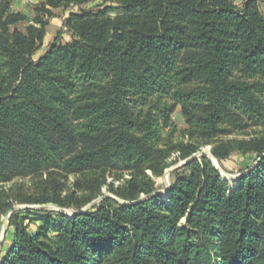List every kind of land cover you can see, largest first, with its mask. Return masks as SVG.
Segmentation results:
<instances>
[{"label": "trees", "instance_id": "16d2710c", "mask_svg": "<svg viewBox=\"0 0 264 264\" xmlns=\"http://www.w3.org/2000/svg\"><path fill=\"white\" fill-rule=\"evenodd\" d=\"M12 1L0 0V222L21 203L86 206L118 174L129 179L112 192L134 204L105 198L59 220L15 212L0 264H264V135L230 138L264 127V0L242 9L234 0H102L96 10L83 9L95 0H42L43 17L24 32L28 17ZM74 7L65 24L73 40L35 61L44 18ZM197 142L219 160L253 154L257 164L232 187L196 159L153 196ZM46 172L97 178L77 183L91 191L82 198L57 187L19 199L5 188Z\"/></svg>", "mask_w": 264, "mask_h": 264}, {"label": "rangeland", "instance_id": "374dc122", "mask_svg": "<svg viewBox=\"0 0 264 264\" xmlns=\"http://www.w3.org/2000/svg\"><path fill=\"white\" fill-rule=\"evenodd\" d=\"M244 0H234V4L238 9L243 8ZM13 11H17L25 14L28 17V21L21 23L18 25V29L20 31H25L28 25H31L35 18L43 17L42 13L37 11L38 8L41 7L42 0H13ZM103 5L102 0H95L93 3L89 5H85L83 9L85 10H96V6ZM107 6L110 3L106 4ZM261 10L264 13V3L261 4ZM79 8H72L70 10L65 11L64 9H56L52 10L51 17H45V21L48 23L46 28L47 37L42 48L35 54L34 60H39L48 50L49 46L53 44L56 40H58L62 44L70 43L73 40V35L70 33L65 27L66 21L69 18L70 13L78 12ZM113 16L115 14H112ZM172 120L175 123L178 133L175 136L176 142L187 141V138L183 135V132L187 129V124L185 118L182 115L181 109L178 108L177 111L173 114ZM264 135V127L262 128H251L249 130L243 132H237L230 138L235 139H249L251 137H257ZM200 149L197 153H205L204 156L198 157V160L202 158H208L213 166L218 170L223 179H227L232 184V187L236 184V180L241 175H246L250 173L251 169L257 164L256 156L253 154L243 155L240 153H235L231 157L226 160H219L212 155V144H203L199 143ZM196 153V154H197ZM174 156L172 159H174ZM216 160L217 164L214 162ZM187 161V160H186ZM186 161H181L176 165H173L170 169H168L165 174L156 179V192L164 195L172 185L174 179L173 175L177 169H180V165H182ZM172 169H175L170 173V175L166 178L168 172ZM225 174L227 177H225ZM96 175L93 174H84V175H66L61 172H46L40 176H28L23 178H17L13 181L5 184V188L9 191L11 195L19 199H26L29 197H41L43 194L53 193L57 187L62 188V194L70 195L75 194L77 197L82 198L85 195H91L90 190H86V192H77V183L79 181H86V179H95ZM129 179L127 174H118L114 177L110 178L106 184L103 185L101 193L96 196V198L88 205L80 207V208H62L55 204H16L10 213V219L13 213L15 212H27V211H42L46 213H51L52 216L59 220L60 215L67 216L71 218L70 214L79 213L82 211H90L95 207H99L103 204L105 198H112L114 201L118 202L121 205H130L132 202L125 201L119 197H117L113 192V188H118L125 180ZM154 193V194H155ZM49 195V194H48ZM159 196V195H158ZM145 198L142 196L141 199ZM93 204L92 207L90 205ZM53 205V206H50ZM8 212V213H9ZM6 216V215H5ZM5 218V217H4ZM4 218L0 222V258L3 255V251H6L10 247L9 240L13 236V227L10 225V220L7 224H5ZM186 221V220H185ZM5 234V235H4ZM4 236V240L2 237Z\"/></svg>", "mask_w": 264, "mask_h": 264}, {"label": "water", "instance_id": "95a60500", "mask_svg": "<svg viewBox=\"0 0 264 264\" xmlns=\"http://www.w3.org/2000/svg\"><path fill=\"white\" fill-rule=\"evenodd\" d=\"M205 155V153H197V154H195V155H193L190 159H188L186 162H184L182 165H180L179 167H182V166H184V165H186L187 163H189V162H191V161H193V160H196V159H198V157H202V156H204ZM263 157H264V155H263ZM211 160V159H210ZM175 169H172V170H170L169 172H168V174L166 175V178L170 175V173L172 172V171H174ZM242 176H244V175H241L240 177H242ZM240 177H238V178H240ZM227 180V179H226ZM169 192V190L166 192V193H168ZM165 193V194H166ZM158 195H161V193H159V192H156L153 196H158ZM143 199H145V198H143ZM143 199H141V200H143ZM132 204H134V203H132ZM50 206H53V205H50ZM93 206V204H91L90 205V207H92ZM86 211H82V212H79V213H72V214H70V216L71 217H73V216H75V215H78V214H83V213H85ZM10 213L11 212H9V213H7L6 214V216H5V218H4V221H5V224H7L8 222H9V220H10ZM5 235V234H4ZM2 240H4V236L2 237ZM0 244H2V241L0 242Z\"/></svg>", "mask_w": 264, "mask_h": 264}, {"label": "bare ground", "instance_id": "6f19581e", "mask_svg": "<svg viewBox=\"0 0 264 264\" xmlns=\"http://www.w3.org/2000/svg\"><path fill=\"white\" fill-rule=\"evenodd\" d=\"M214 162L217 164L216 160H214ZM225 177H227L225 174H223Z\"/></svg>", "mask_w": 264, "mask_h": 264}, {"label": "crops", "instance_id": "0c3cea01", "mask_svg": "<svg viewBox=\"0 0 264 264\" xmlns=\"http://www.w3.org/2000/svg\"><path fill=\"white\" fill-rule=\"evenodd\" d=\"M12 9H13V6H12ZM15 12V11H14ZM17 12V11H16Z\"/></svg>", "mask_w": 264, "mask_h": 264}]
</instances>
